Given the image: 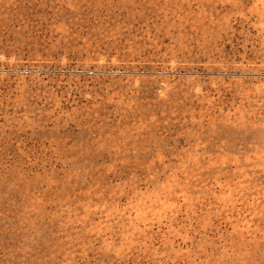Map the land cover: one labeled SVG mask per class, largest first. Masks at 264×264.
Here are the masks:
<instances>
[{
  "label": "rangeland",
  "instance_id": "1",
  "mask_svg": "<svg viewBox=\"0 0 264 264\" xmlns=\"http://www.w3.org/2000/svg\"><path fill=\"white\" fill-rule=\"evenodd\" d=\"M0 264H264V0H0Z\"/></svg>",
  "mask_w": 264,
  "mask_h": 264
}]
</instances>
